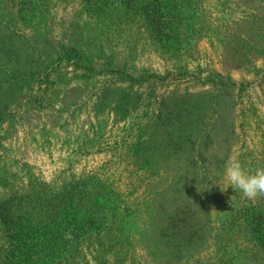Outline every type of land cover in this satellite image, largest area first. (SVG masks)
Segmentation results:
<instances>
[{
    "label": "rangeland",
    "instance_id": "1",
    "mask_svg": "<svg viewBox=\"0 0 264 264\" xmlns=\"http://www.w3.org/2000/svg\"><path fill=\"white\" fill-rule=\"evenodd\" d=\"M234 158L264 168V0H0V264H264Z\"/></svg>",
    "mask_w": 264,
    "mask_h": 264
},
{
    "label": "clouds",
    "instance_id": "2",
    "mask_svg": "<svg viewBox=\"0 0 264 264\" xmlns=\"http://www.w3.org/2000/svg\"><path fill=\"white\" fill-rule=\"evenodd\" d=\"M224 177L227 181L222 191L231 186L248 200L264 197V168L247 171L239 159H229L224 167Z\"/></svg>",
    "mask_w": 264,
    "mask_h": 264
}]
</instances>
